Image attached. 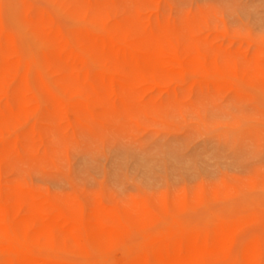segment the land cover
<instances>
[{
	"label": "bare ground",
	"instance_id": "1",
	"mask_svg": "<svg viewBox=\"0 0 264 264\" xmlns=\"http://www.w3.org/2000/svg\"><path fill=\"white\" fill-rule=\"evenodd\" d=\"M46 1L67 26L27 0L0 2V163L41 136L228 92L234 80L264 93V74L167 35L157 0H132L146 15L118 0L116 16L113 0ZM161 217L51 206L0 181V264H264V235L241 223Z\"/></svg>",
	"mask_w": 264,
	"mask_h": 264
},
{
	"label": "rangeland",
	"instance_id": "2",
	"mask_svg": "<svg viewBox=\"0 0 264 264\" xmlns=\"http://www.w3.org/2000/svg\"><path fill=\"white\" fill-rule=\"evenodd\" d=\"M27 1L50 10L61 26L69 23L46 0ZM125 1L130 11L148 13L144 6ZM157 1L153 12L170 26L171 38L264 74V0ZM0 2L6 10L8 0ZM120 5L113 0V16L120 14ZM232 85L228 92H196L178 103L140 108L119 120L100 119L93 127L65 131L55 140L41 136L28 151L19 149L0 163V181L51 206L82 211L98 207L120 216L143 212L187 228H203L224 218L264 235V122L250 132L251 151L247 144L227 148L208 138L186 143V151L179 152L174 145L187 131L160 127L172 108L206 95L246 99L252 110L264 112V93L240 80ZM186 158L196 164L185 167ZM118 182L125 184L123 194L113 187Z\"/></svg>",
	"mask_w": 264,
	"mask_h": 264
},
{
	"label": "clouds",
	"instance_id": "3",
	"mask_svg": "<svg viewBox=\"0 0 264 264\" xmlns=\"http://www.w3.org/2000/svg\"><path fill=\"white\" fill-rule=\"evenodd\" d=\"M259 122H264V112L252 110L246 99L206 95L194 104L172 108L167 123L160 127L187 131L188 135L174 145L179 152L186 151V143H198L208 138L215 139L227 148L247 144L251 151L254 142L250 132ZM50 136L55 139V133H50ZM204 159H209V156L206 155ZM195 164L192 158L183 161L185 167H193ZM113 187L117 192L124 193L125 184L118 182Z\"/></svg>",
	"mask_w": 264,
	"mask_h": 264
}]
</instances>
